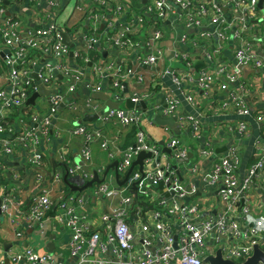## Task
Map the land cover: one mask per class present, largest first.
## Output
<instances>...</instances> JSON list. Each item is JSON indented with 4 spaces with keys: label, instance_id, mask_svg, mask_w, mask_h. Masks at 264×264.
Returning a JSON list of instances; mask_svg holds the SVG:
<instances>
[{
    "label": "built area",
    "instance_id": "1",
    "mask_svg": "<svg viewBox=\"0 0 264 264\" xmlns=\"http://www.w3.org/2000/svg\"><path fill=\"white\" fill-rule=\"evenodd\" d=\"M259 2L0 0V219L11 221L15 237L22 236L23 226L47 237L60 223L69 233L73 264H207L205 258L218 249L222 258L240 264L254 245L264 252V214L255 213L249 201L255 185L264 198V0L261 7ZM165 40L173 65L162 66ZM199 60L202 65L196 68ZM167 78L176 88L167 87ZM40 85L44 93L38 97H45L46 107L11 118ZM187 88L202 92L200 107ZM97 92L119 104L129 98L134 104L145 101L147 107L119 106L98 118L102 125H138L134 143L125 150L117 149L101 126L81 121L69 127L71 136L81 138L83 165L91 160L90 144L98 140L109 158L118 156L120 180L140 151L151 155L122 185L111 187L104 180L77 192L54 191L56 183H64V169L49 170L50 178L44 149L59 135V107L83 116L97 113L102 110L92 97ZM177 93L195 113L178 112ZM153 113L174 119L191 140H180L164 125L163 138L148 136ZM227 114L237 117L227 130L240 138L250 135L251 122L260 129L253 141L254 159L242 174V142L218 154L210 141H199L202 118ZM58 157L70 182L76 176L80 186L91 178L81 166L70 165L66 149ZM27 173L36 192L26 204L22 188ZM134 182L138 193L149 196L150 209L133 214L129 193ZM159 182L164 194L156 188ZM99 197L119 202L101 213L102 228L92 230L84 207ZM5 257L12 264H61L51 252L32 247L8 252L0 243V264Z\"/></svg>",
    "mask_w": 264,
    "mask_h": 264
},
{
    "label": "crops",
    "instance_id": "2",
    "mask_svg": "<svg viewBox=\"0 0 264 264\" xmlns=\"http://www.w3.org/2000/svg\"><path fill=\"white\" fill-rule=\"evenodd\" d=\"M46 8V7H43ZM32 13V12H31ZM34 11H33V14ZM32 17V16H31ZM29 17V18H31ZM162 45L165 47L166 56H165V62H162L163 65L171 64L173 65L176 63V61H173L171 59L172 54L170 53L169 48V42L168 41H162ZM229 56V55H228ZM148 67H145V71H148ZM88 76V75H87ZM165 84L167 87L169 86L171 89L174 87L172 86V83L167 78L165 79ZM187 91H189L196 100L198 101V106L202 104V102L205 101V98L202 97V92L200 90H196L193 88H187ZM80 93H85L82 89L80 90ZM177 96L179 98V107L178 112H181V114H193L196 112V110L193 108L194 106L189 104L182 96L177 93ZM101 102L102 109L105 106V102L101 99H98ZM156 104L160 105L162 104L163 100L160 97V95H157L155 98ZM124 102L120 103V108H124ZM200 107V106H199ZM45 108V107H44ZM65 107H62L59 111H62ZM126 109V108H124ZM144 115L150 117V113L148 111H142ZM85 116V115H84ZM84 116H78L75 115L74 118H72V114L70 112H66L63 110L62 112H59L57 114V118L55 120V127L59 126L60 131L59 135L47 146H45V156L47 160L50 162V166H48V163L45 162V168L47 171L52 170L53 163L51 159L54 160L56 163L55 169L59 172H63L62 166H60V160L58 157V153L66 149L70 158V165H78L77 160H81L80 155V137L71 136L68 132V128L73 126L74 124L79 123L80 121L83 122ZM58 119V121H57ZM151 122L153 124H149L146 127V132L148 136H151L153 138H163L164 134L162 133L159 124L155 123L152 118H150ZM237 121V117L232 115H208L205 118H202V130L200 134L199 141L202 142V140L210 141L215 146V153L223 154L228 147L237 142H242V151H240V163L238 165V171L240 174H242L246 168L254 159L253 155V141L256 135L259 134L260 129L258 125L255 122H251L250 124V135L245 138H240L238 134L234 132H229L227 130V125L229 123H233ZM85 122V121H84ZM93 125L95 126H101L103 128V134L110 138L112 136V128L113 123H108L105 125H102L101 121L99 119H93L91 121ZM58 124V125H57ZM69 126V127H68ZM116 126V125H115ZM58 127V128H59ZM110 131V132H109ZM174 133V132H173ZM175 134V133H174ZM178 138L182 141L189 142L190 136L189 132L186 130L180 131ZM211 138V139H209ZM91 148V160L85 166L88 167L89 173L92 178V170L95 169L98 172L99 178H101L104 169L111 164L114 160H116V157L111 159L108 158L105 153L100 149L98 141H94L90 144ZM83 162V161H82ZM111 173L112 177L114 178V182L116 185V179L114 177V169H110L108 174ZM107 174V175H108ZM106 179L105 181H108ZM71 183L73 185H76L77 177H72ZM89 178V179H91ZM88 179V180H89ZM49 182V181H48ZM109 182V181H108ZM110 184V183H109ZM114 185V186H115ZM61 188H64L66 192L69 191V187L63 183ZM59 187V188H60ZM58 188V189H59ZM24 189V197H25V203H28L29 197L36 192V188L34 187L32 176L30 173H27V175L24 177L23 180V188ZM54 191H57L54 189ZM77 192V191H74ZM253 206V211L257 214H264V198L262 194L259 191V188L255 185L252 187L250 191V199ZM118 198L116 197H99L95 199L89 200L87 204L85 205V214L88 218L91 220V229L92 230H99L103 226V222L101 221V213H104L105 211L111 210L113 207L117 206L118 204ZM55 211V210H54ZM54 211L52 210L50 213L54 214ZM23 234L21 237L16 238L15 233L13 230V224L10 220H8L5 217H2L0 219V243L3 246V249L8 252H18L24 250L26 247H32L35 243V237H38L40 239L39 247L36 250L45 251V252H51L55 254L58 258V261L61 264H73L74 258L70 255L68 248H67V242L69 239V233L68 230L61 225L60 223H57L56 226H54L53 229L48 231V236L43 237L41 236L34 228H30L27 226H23ZM49 243H52V245H49ZM5 244H7V247H5ZM86 264H92L90 261Z\"/></svg>",
    "mask_w": 264,
    "mask_h": 264
},
{
    "label": "water",
    "instance_id": "3",
    "mask_svg": "<svg viewBox=\"0 0 264 264\" xmlns=\"http://www.w3.org/2000/svg\"><path fill=\"white\" fill-rule=\"evenodd\" d=\"M262 2L263 0H260L258 6L261 7L262 6ZM62 40L64 43L67 44V39H66V36L63 34L62 36ZM103 56L106 54L105 51L102 52ZM247 73V71L245 72ZM33 76L36 78V74L33 73ZM60 77V76H59ZM123 86H124V91H127V84L126 83H123ZM44 93V89H43V86L40 85L39 88H38V91H35L33 92L27 99L26 103L27 104H31V105H34L35 104V100L37 99L38 96H40L41 94ZM92 97L95 98V99H101L105 102V106L102 110H100L99 112L97 113H94V114H86L84 117H83V122L84 121H91L93 119H98L100 117L101 114H103L104 112H106L107 110L109 109H112V108H118L119 107V103L118 102H115L113 101L109 96L108 94L104 93V92H97V93H94L92 94ZM63 106V104L61 105V107H59V109H61ZM124 108L126 109H129V108H141L142 110H144L147 105H146V102L145 101H141L139 104H134L129 98L126 99L125 103H124ZM151 118L153 119V121L159 125H164V126H169L172 131L175 133V134H179L180 133V130L177 128V126L175 125L174 123V119L172 118H164V117H161L158 113H153L151 115ZM81 122V121H80ZM160 144H163V142L161 141ZM163 151H165L166 153H170V149H167V148H164ZM151 153L149 151H140L136 158L132 161V164L130 165V167L128 168V170L126 171L125 173V176L122 180L119 179V175L116 171V167H117V164H118V160H114L111 164H109L105 169H104V172L101 176V178H99V175H98V172L97 170L93 169L92 170V178L85 181V183L82 185V186H79V185H73L69 179H68V175H67V171L65 170V167L62 163H59L60 166L63 167L64 169V174H63V182L69 187V191H81L85 188H88V187H92L93 184L95 183H100L102 181L105 180L108 172L110 171V169H114V177L116 179V184L119 186V185H122L126 180H127V177L129 176V174L131 173V171L137 166L138 168V171H141L142 170V164H143V160L144 158L146 157H150ZM191 156V152H189L187 154V157L184 158V162H188V159L189 157ZM52 163H53V167H52V170H54L55 168V162L53 159H51ZM175 162L176 160L175 159H172V163H173V167H175ZM77 164L79 166L82 167L83 170L85 171H89L88 167L83 165V162L81 160H77ZM46 174L51 178V175H50V172L49 171H46ZM136 187V182L132 183V186L131 188L134 189ZM156 188L164 194V187H163V183L162 182H159L157 185H156ZM195 195H199V193H196ZM189 200V197L188 198H185V202H188ZM49 245H52V243H49ZM5 247H7V244H5ZM6 251V250H5ZM207 264H235L233 261L229 260V259H224L222 258L221 256V251L218 249L216 250V253L215 255H209L205 258L204 260ZM2 264H12L8 258H4ZM240 264H264V252L262 251V249L258 246V245H254L253 246V252L251 254L250 257H248L246 260H244L242 263Z\"/></svg>",
    "mask_w": 264,
    "mask_h": 264
},
{
    "label": "trees",
    "instance_id": "4",
    "mask_svg": "<svg viewBox=\"0 0 264 264\" xmlns=\"http://www.w3.org/2000/svg\"><path fill=\"white\" fill-rule=\"evenodd\" d=\"M201 65H202V63L199 60L196 63V68L200 67ZM77 100L80 101L81 97H79ZM34 106L35 105L26 104L24 107H20L19 109L15 108V110H13V115H11V118H13L15 115L17 116L19 114L28 115V114L32 113L33 110L35 109ZM63 110H65L66 112L67 111L70 112L72 114V118H74L75 115H78L80 117L83 116L79 111H74L73 112V111H69L67 108H64ZM62 111H58V113L62 112ZM9 119H10V117H9ZM57 121H58V119H57ZM88 122L89 121H85V123H88ZM115 125H113V128L111 129L112 130L111 131L112 132V136L114 137V140H115V145H116L117 149H119L120 151L121 150H125L129 145L134 143L135 136H136V133H137V130H138V125L135 124V123H132V124H130L128 126H125V127H122L120 125H116V126ZM57 127H59V126H57ZM174 135H176L177 137L179 136V134H174ZM98 143H99L100 149L107 156V152L105 150H103L101 148V146H100V143H101L100 140H98ZM80 147H81V143H80ZM44 159H45V162L48 163V166H50V162L47 160L46 156L44 157ZM117 159H118V156H116V160ZM97 184L98 183H95L92 186H96ZM82 185H80V186H82ZM129 194H130V196L133 199V202H132V205H131V212L133 214L136 211H138V210H140L142 212H145L146 210L150 209V198H149V196L138 193L136 187L134 189L130 188V193Z\"/></svg>",
    "mask_w": 264,
    "mask_h": 264
},
{
    "label": "rangeland",
    "instance_id": "5",
    "mask_svg": "<svg viewBox=\"0 0 264 264\" xmlns=\"http://www.w3.org/2000/svg\"><path fill=\"white\" fill-rule=\"evenodd\" d=\"M71 24V23H70ZM46 102H45V97L44 96H41V97H38L37 98V102H36V104H35V106H34V110H41V108L42 107H46ZM192 150L195 152V148H192ZM196 160V155H195V157L192 159V161L194 162ZM108 177H107V180L109 181V183H110V186L111 187H113L114 185H115V182H114V178L112 177V174L111 173H109L108 175H107ZM50 182V181H49ZM63 183H56L54 186H53V188L55 189V190H58V188L62 185ZM150 194H151V196H153L154 198H155V196H156V194H155V192H150ZM35 239V243H32L33 244V248L34 249H37L38 247H39V245H40V243H39V241H40V239L38 238V237H35L34 238Z\"/></svg>",
    "mask_w": 264,
    "mask_h": 264
}]
</instances>
